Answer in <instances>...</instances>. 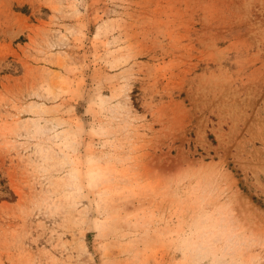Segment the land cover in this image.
Masks as SVG:
<instances>
[{
	"label": "rangeland",
	"instance_id": "obj_1",
	"mask_svg": "<svg viewBox=\"0 0 264 264\" xmlns=\"http://www.w3.org/2000/svg\"><path fill=\"white\" fill-rule=\"evenodd\" d=\"M0 264H264V0H0Z\"/></svg>",
	"mask_w": 264,
	"mask_h": 264
},
{
	"label": "clouds",
	"instance_id": "obj_2",
	"mask_svg": "<svg viewBox=\"0 0 264 264\" xmlns=\"http://www.w3.org/2000/svg\"><path fill=\"white\" fill-rule=\"evenodd\" d=\"M181 247L187 252H194L199 248L201 243L200 234L197 230H193L190 234L181 240Z\"/></svg>",
	"mask_w": 264,
	"mask_h": 264
},
{
	"label": "snow or ice",
	"instance_id": "obj_3",
	"mask_svg": "<svg viewBox=\"0 0 264 264\" xmlns=\"http://www.w3.org/2000/svg\"><path fill=\"white\" fill-rule=\"evenodd\" d=\"M136 107H137L138 109H140V108H141V106H140V105H136Z\"/></svg>",
	"mask_w": 264,
	"mask_h": 264
}]
</instances>
